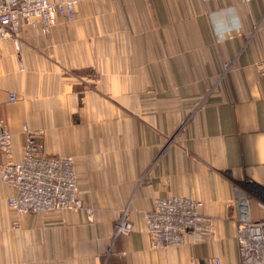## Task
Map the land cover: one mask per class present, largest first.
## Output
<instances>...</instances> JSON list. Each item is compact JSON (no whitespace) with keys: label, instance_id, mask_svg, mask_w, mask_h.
Here are the masks:
<instances>
[{"label":"crops","instance_id":"crops-1","mask_svg":"<svg viewBox=\"0 0 264 264\" xmlns=\"http://www.w3.org/2000/svg\"><path fill=\"white\" fill-rule=\"evenodd\" d=\"M1 51L13 160L25 126L42 131L74 158L84 205L18 215L0 173V264H241L238 199L264 219V0H78L74 21L25 25ZM169 196L202 202L208 239L152 247L146 213ZM125 208L134 230L114 239Z\"/></svg>","mask_w":264,"mask_h":264},{"label":"built area","instance_id":"built-area-1","mask_svg":"<svg viewBox=\"0 0 264 264\" xmlns=\"http://www.w3.org/2000/svg\"><path fill=\"white\" fill-rule=\"evenodd\" d=\"M211 1V0H207ZM78 12V0L51 3L49 0H0V58L1 44L12 43L20 48V33L25 25L49 33L59 18L73 21ZM11 102L17 101L10 94ZM42 134L26 129L23 157L13 160L12 134L0 122V151L7 158L1 177L14 194L9 207L19 215H38L51 210L82 207L74 160L71 157L48 155ZM250 197L238 199L240 226L237 243L241 264H264V219L254 221L249 215ZM202 202L184 196L156 198L146 213L147 232L153 248L181 246L191 241L208 239L214 219L202 213ZM264 206V203H261ZM134 225L130 210L125 208L114 225L113 238L128 236ZM214 264H221L219 259Z\"/></svg>","mask_w":264,"mask_h":264},{"label":"rangeland","instance_id":"rangeland-1","mask_svg":"<svg viewBox=\"0 0 264 264\" xmlns=\"http://www.w3.org/2000/svg\"><path fill=\"white\" fill-rule=\"evenodd\" d=\"M67 1V0H66ZM65 2V1H64ZM51 3H53V2H51ZM62 3V2H61ZM62 18V17H61ZM65 19V18H64ZM66 20V19H65ZM66 21H68V20H66ZM71 22V21H70ZM62 75H63V77L64 78H67V79H69V78H71V77H73V78H79L80 80H82V79H85V80H90V82H88V85H85V89H89V88H94V86L92 85L96 80H98V78H99V75H98V72H96V71H94V70H76V71H71V70H63L62 71ZM93 82V83H92ZM1 123H3V122H1ZM4 125H6L7 127H8V125L7 124H5V123H3ZM26 129L28 130V128H27V126H25V128H24V133H25V140H26ZM29 132H32V133H34V134H37L38 135V133H40V134H42V139L43 140H41L42 141V143H43V145L45 146V141H44V135H43V132L42 131H29ZM13 135V134H12ZM25 145V144H24ZM12 148H13V145H12ZM24 149V148H23ZM45 152H46V149H45ZM2 153V152H1ZM47 153V152H46ZM3 154V153H2ZM48 154V153H47ZM4 155V154H3ZM48 155H50V154H48ZM5 156V155H4ZM61 157H70V156H61ZM72 158V157H71ZM73 160H74V158H72ZM7 162V161H6ZM15 162H19V161H15ZM5 165V164H4ZM74 166H75V160H74ZM75 170H76V167H75ZM77 174V173H76ZM78 179V178H77ZM8 184V183H7ZM78 186H79V183H78ZM11 188V187H10ZM79 192H80V190H79ZM13 194H14V192H13ZM13 196V195H12ZM11 196V197H12ZM10 197V198H11ZM9 198V199H10ZM79 198L81 199V197H80V194H79ZM155 201V200H154ZM8 202H9V200H8ZM83 203V202H82ZM82 205H84V204H82ZM8 206H9V204H8ZM10 208V207H9ZM51 211H56V210H51ZM47 212H50V211H47ZM47 212H44V213H47ZM44 213H42V214H44ZM19 215V214H18ZM27 215H30V214H27ZM39 215V214H38ZM134 230V229H133Z\"/></svg>","mask_w":264,"mask_h":264},{"label":"bare ground","instance_id":"bare-ground-1","mask_svg":"<svg viewBox=\"0 0 264 264\" xmlns=\"http://www.w3.org/2000/svg\"><path fill=\"white\" fill-rule=\"evenodd\" d=\"M77 16V15H76ZM76 19V18H75ZM74 21V20H73ZM20 53V52H19ZM11 132V131H10ZM12 145H13V135H12Z\"/></svg>","mask_w":264,"mask_h":264}]
</instances>
